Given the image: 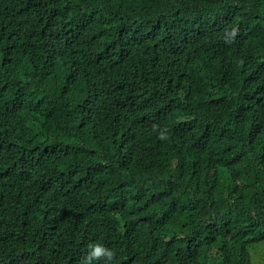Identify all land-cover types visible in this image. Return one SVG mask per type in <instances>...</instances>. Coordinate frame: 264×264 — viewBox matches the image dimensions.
Here are the masks:
<instances>
[{
	"label": "trees",
	"instance_id": "1",
	"mask_svg": "<svg viewBox=\"0 0 264 264\" xmlns=\"http://www.w3.org/2000/svg\"><path fill=\"white\" fill-rule=\"evenodd\" d=\"M96 244L264 264V0H0V264Z\"/></svg>",
	"mask_w": 264,
	"mask_h": 264
},
{
	"label": "clouds",
	"instance_id": "2",
	"mask_svg": "<svg viewBox=\"0 0 264 264\" xmlns=\"http://www.w3.org/2000/svg\"><path fill=\"white\" fill-rule=\"evenodd\" d=\"M90 247L91 251L86 257L84 264H91L92 260H99L101 257H106L108 260H111L114 256L112 251H109L99 244Z\"/></svg>",
	"mask_w": 264,
	"mask_h": 264
},
{
	"label": "rangeland",
	"instance_id": "3",
	"mask_svg": "<svg viewBox=\"0 0 264 264\" xmlns=\"http://www.w3.org/2000/svg\"><path fill=\"white\" fill-rule=\"evenodd\" d=\"M260 251H261L262 253H264V250H263L262 248H260ZM255 255H258V253H256Z\"/></svg>",
	"mask_w": 264,
	"mask_h": 264
}]
</instances>
